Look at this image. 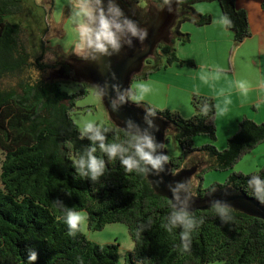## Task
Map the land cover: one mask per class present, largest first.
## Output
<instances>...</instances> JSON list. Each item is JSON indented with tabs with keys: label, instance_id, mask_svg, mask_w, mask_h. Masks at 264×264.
Masks as SVG:
<instances>
[{
	"label": "trees",
	"instance_id": "obj_1",
	"mask_svg": "<svg viewBox=\"0 0 264 264\" xmlns=\"http://www.w3.org/2000/svg\"><path fill=\"white\" fill-rule=\"evenodd\" d=\"M24 1L0 0V81L8 76H24L18 88H0V151L6 153L0 167V264H30L29 250L38 254L33 264L119 263V244H96L83 229L74 238L68 235L64 211L54 203L57 199L67 208L86 212L90 230L102 231L111 224L126 225L134 248L125 264H264L262 218L232 209L233 221L224 222L213 209L196 211L193 214L203 217L204 223L193 233L190 250L183 251L180 229L168 233L162 226L172 210L171 200L154 188L148 175L127 173L118 160L107 161L99 151L96 155L107 161L105 176L93 183L75 173L72 159L83 153L90 141L81 139L73 111L78 102L89 95V90L79 84V91L69 93L59 81L25 77L32 68L47 73L55 70L59 63L46 62L44 52L39 54L29 29L22 22L9 20L11 16L24 13ZM154 1L160 4V9L165 6L163 0ZM201 2L220 3L223 14L232 22L228 28L235 34L237 44L252 35L248 13L238 9V0H186L179 9L172 43L159 48L167 57L168 65L178 62L196 66L193 61L177 57L175 42L176 38L184 44L190 41L189 34L181 33L184 23L197 26L213 23L211 15H203L195 9ZM262 7L264 10V1ZM38 46L43 50L44 43L41 41ZM161 68L158 66L157 70ZM151 73L144 72L136 79L146 80ZM192 106L195 115L191 118H184L177 111L155 109L158 116L175 128V139L182 148L180 156L169 157L174 173L197 168L188 188L196 198L230 190L256 200L247 181L252 174L264 179V167L251 174L232 173L226 183L209 188H204L203 182L208 171L234 169L263 145L264 123L242 119L227 148L220 151L214 145L218 140L216 101L195 94ZM148 107L151 106L144 108ZM115 129L120 131L106 133L108 142L125 138L122 129ZM198 136L208 137L211 144L196 148ZM196 153L207 154L214 163L190 165L188 159Z\"/></svg>",
	"mask_w": 264,
	"mask_h": 264
},
{
	"label": "clouds",
	"instance_id": "obj_2",
	"mask_svg": "<svg viewBox=\"0 0 264 264\" xmlns=\"http://www.w3.org/2000/svg\"><path fill=\"white\" fill-rule=\"evenodd\" d=\"M179 2L180 0H175V3L178 4ZM172 3L173 0H163V5H169V12L172 11L170 7ZM71 19L78 37L73 53L83 60L98 61L102 57H111L113 54H118L124 45L131 47L133 45L131 38H136L140 43H143L148 35L146 29L140 28L133 20L124 15L115 0H107L106 6L104 0H72ZM219 23L224 27H231L232 25L230 18L226 15L220 17ZM112 79H116L114 73ZM108 87L116 94L115 98L109 102L113 112L118 110V105L125 103L131 102L139 105L150 91L144 83H138L134 89H122L118 83L109 84L106 82L104 86H98V95L101 98L107 96ZM261 87H264V83L261 84ZM240 88L247 93L248 89L245 88L244 84H241ZM203 111L207 115L208 109L205 108ZM156 115L155 109L146 108L144 121L148 127L143 130L139 125L134 124L131 118L125 120L122 129L125 138L119 142H108L106 136L108 132L118 133L119 129L94 122L85 123L80 128V137L81 139L87 138L90 144L83 153L72 159L75 173L82 180H91L95 183L102 176H105L107 161L118 160L127 173L135 172L144 176L155 173L159 176L165 170L169 156L165 151H157L164 149V144L157 143L155 136L148 130L159 131L158 126L150 119ZM97 151L103 153L107 157V161L97 156ZM190 186V182L187 181L180 182L175 188H171L170 206L172 210L167 216V222L162 225L168 233L180 229V247L183 251L190 250L193 233L204 223L203 217L197 218L188 210V201L194 193L190 192L183 201L180 198V190H187ZM247 187L251 190L253 197L264 205V179L258 174H252L247 181ZM54 203L63 209L68 235L74 238L77 233L82 231L87 219L86 215L72 208H67L59 199ZM211 208L222 221H233L234 217L231 214L232 207L230 204L216 200L211 203ZM37 259V252L29 250L28 261L30 264H33Z\"/></svg>",
	"mask_w": 264,
	"mask_h": 264
},
{
	"label": "rangeland",
	"instance_id": "obj_3",
	"mask_svg": "<svg viewBox=\"0 0 264 264\" xmlns=\"http://www.w3.org/2000/svg\"><path fill=\"white\" fill-rule=\"evenodd\" d=\"M140 1L141 7L147 8V5H149L150 8H154L153 10L156 11L155 13L160 10V4L154 0H139V2ZM24 2V13L20 16H11L9 17V20H11V22H22L23 25L29 29L30 35L32 33L35 44H37L36 48H38L39 54L44 52L46 62L50 64H62L64 61L66 62L71 58L78 57L73 53L74 45L76 44L78 37L76 28L71 19L72 0H25ZM208 5L211 6L209 7L210 9H218L221 12L219 2H201L197 3L195 7L201 10L204 9L203 6ZM41 41L44 43L43 50H41L38 46ZM179 43L182 42L176 38L175 48L177 57L178 55L185 57L186 50L192 47H190L187 43H182L184 46H187V49H183L184 46H182L181 49L183 50L179 52ZM230 53L231 50L229 54ZM167 60L166 56L161 57L159 55L151 58L145 66V72L152 71L149 77L146 80L135 79L133 81L131 86L132 89H134L138 83H144L150 89L145 96L144 101L140 103L139 106L147 107L148 104L160 112L170 110L177 111L182 114L180 112L182 111L185 116L187 109H189L191 113H193L192 115L191 113L189 115L193 116L195 115V111L192 106V98H188L186 91L191 92L195 89L193 86V78L198 74L197 69L186 71L180 67V63L173 67H168L169 65ZM158 66H162V68L157 70ZM59 67L60 65H58L56 69ZM54 71L55 70H51L44 73L37 68H32L30 72L25 74V77L31 76L35 80L43 79L46 81H59L62 84L63 90L69 93H74L81 89V86L79 85L80 83L75 80L64 78L59 74H55ZM23 77L24 76L22 75L5 77L0 81V88H18V85ZM85 85L89 90V95L85 99L79 101L77 109L73 111V118L79 129L87 122L103 124L107 127L115 129L117 126L111 120L103 99L98 95V88L90 84ZM191 116L183 117L191 118ZM222 125L223 120L221 118L219 120V126L221 129ZM167 134L169 137V142L166 144L168 156H180L182 154V148L175 139V128L171 127ZM218 143V140L214 143L217 148ZM208 144H211V140L208 137L198 136L195 138L196 148H200ZM218 149L223 151L220 148ZM5 158L6 153L4 151H0V167L2 166ZM188 160L192 166L198 162L211 165L214 163L211 157L204 153L191 155ZM260 162L261 161L253 159V155L250 154L240 161L234 169L225 172L208 171L204 175L203 186L204 188H209L217 183L224 184L230 175L235 172L251 174L260 171L264 167V162L259 164ZM82 213L87 217L82 228L86 236L92 242L100 245L112 243L119 244L120 258L118 264H125L127 255L134 248V242L129 234L128 227L123 224H111L106 226V228L102 231H93L89 228L88 214L86 212Z\"/></svg>",
	"mask_w": 264,
	"mask_h": 264
},
{
	"label": "crops",
	"instance_id": "obj_4",
	"mask_svg": "<svg viewBox=\"0 0 264 264\" xmlns=\"http://www.w3.org/2000/svg\"><path fill=\"white\" fill-rule=\"evenodd\" d=\"M263 1L238 0V9L248 13L252 32L249 38L238 44L235 42V34L219 23L220 17L224 15L222 9L220 12L218 9H210L209 5L203 6L204 9L201 10L195 7L197 12L211 15L213 23L205 26H197L191 22L184 23L181 33L190 35V41L187 44L192 48L186 50L185 57L181 55L178 57L183 61H193L196 66L190 67L178 62L168 66L173 67L179 64L186 71L197 69L198 74L193 78L195 89L191 92L186 91V95L189 99L198 94L216 101L218 142L220 143L217 146L221 150L227 148L229 139L237 133L242 119L248 118L258 124L264 123V87H261L264 83ZM179 45V52L187 49V46L182 43ZM182 46H184L183 49H181ZM159 56L164 55L160 52ZM241 84L248 89L247 93L240 88ZM180 112L184 117H190L193 114L189 109L186 116L182 111ZM221 118L222 129L219 126ZM251 154L253 159L261 161L259 164L263 163L264 144Z\"/></svg>",
	"mask_w": 264,
	"mask_h": 264
},
{
	"label": "water",
	"instance_id": "obj_5",
	"mask_svg": "<svg viewBox=\"0 0 264 264\" xmlns=\"http://www.w3.org/2000/svg\"><path fill=\"white\" fill-rule=\"evenodd\" d=\"M186 0H180L177 4L175 0L170 5L172 11L169 12V5L154 13L148 23L141 27L147 30V38L144 40L145 48L142 49L140 42L134 38L131 47L124 45L118 54H113L111 57H102L98 61L73 59L69 61L74 66L75 81L78 83H86L98 86H104L105 83H118L122 89L131 88L133 79L136 75L143 71L145 62L148 58L155 54L156 49L162 43H172V31L179 18V9L181 3ZM115 74L116 79H112V74ZM107 96L103 97V102L109 112L111 120L120 129L124 127V121L131 118L134 124L139 125L143 130L147 128L144 121L146 109L143 106L134 103H125L118 105L117 111H112L109 102L115 98V92L110 87L107 88ZM154 124L158 126L159 131L148 129L149 132L156 138L157 143H163L164 149H158V152L165 151L167 144V132L171 128L170 122L156 115L150 117ZM193 171L183 169L178 173H174L170 162L165 165V170L157 176L155 173H149L148 177L154 188L162 195L167 196L170 200L172 197L171 188H175L180 182H191L192 176L195 175L197 168ZM189 190H180L179 195L183 201L189 195ZM220 200L231 205L232 209L239 210L250 216L264 219V205L259 201L251 199L247 196L236 194L230 190L216 191L207 194L204 198H192L188 201V210L192 213L196 211L210 210L211 203Z\"/></svg>",
	"mask_w": 264,
	"mask_h": 264
},
{
	"label": "flooded vegetation",
	"instance_id": "obj_6",
	"mask_svg": "<svg viewBox=\"0 0 264 264\" xmlns=\"http://www.w3.org/2000/svg\"><path fill=\"white\" fill-rule=\"evenodd\" d=\"M104 2H105V6H106L107 0H105ZM115 2L121 8L124 15L127 18L133 20L140 28L145 26L148 23L150 17L152 15H154V13L156 12L153 10L154 8H150L149 5H147L148 6L147 8L141 7V5H140L141 1L139 2V0H138V2H136L135 0H115ZM129 38H131V37H129ZM131 39L133 40L134 38H131ZM162 44H164V43H162ZM161 45L158 46V48L155 51V54L146 60L145 66L151 58H154L156 55L160 54L159 48ZM140 46L142 49H144L145 48V42L140 43ZM73 59H81V58L80 57H74V58H71L69 61H72ZM69 61H66V62L64 61L62 64H59L60 67L55 69L54 72H55V74H59L64 78H68L69 80H76L75 79V72L73 70L74 66L72 68V64H70ZM145 66L143 68V71L134 77L133 81L136 79V77H138L139 75H141L145 72ZM81 84L85 85L86 83H80V85ZM188 170L193 171L194 169L188 168ZM180 171H178V172H180ZM178 172H176V173H178ZM194 176H192V177H194Z\"/></svg>",
	"mask_w": 264,
	"mask_h": 264
}]
</instances>
